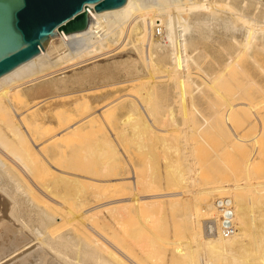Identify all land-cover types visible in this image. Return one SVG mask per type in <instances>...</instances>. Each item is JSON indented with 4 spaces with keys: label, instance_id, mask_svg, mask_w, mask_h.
Listing matches in <instances>:
<instances>
[{
    "label": "bare ground",
    "instance_id": "6f19581e",
    "mask_svg": "<svg viewBox=\"0 0 264 264\" xmlns=\"http://www.w3.org/2000/svg\"><path fill=\"white\" fill-rule=\"evenodd\" d=\"M213 26L229 38L207 69L198 58L208 57ZM125 47L132 59L97 63ZM113 67L135 73L104 92L97 84L56 92ZM135 87L141 98L128 116L170 90L171 126L153 141L112 132L104 119ZM206 131L219 135L218 147ZM262 131L264 0H126L96 12L86 29L49 37L0 76V264H264ZM133 135L142 136L140 155L128 157L118 141ZM220 198L233 231L208 235L203 224L217 218Z\"/></svg>",
    "mask_w": 264,
    "mask_h": 264
},
{
    "label": "water",
    "instance_id": "95a60500",
    "mask_svg": "<svg viewBox=\"0 0 264 264\" xmlns=\"http://www.w3.org/2000/svg\"><path fill=\"white\" fill-rule=\"evenodd\" d=\"M126 0H0V76L40 52L51 36L86 29L96 12Z\"/></svg>",
    "mask_w": 264,
    "mask_h": 264
},
{
    "label": "rangeland",
    "instance_id": "374dc122",
    "mask_svg": "<svg viewBox=\"0 0 264 264\" xmlns=\"http://www.w3.org/2000/svg\"><path fill=\"white\" fill-rule=\"evenodd\" d=\"M93 18L91 20H93ZM222 31H223L222 28H219L217 26H213L211 28V31H210L211 42H210L209 46L207 47L208 48V52H207L208 57L198 58L199 62L202 63L203 66L207 67V69L210 68L209 63L207 64V62H209V59L210 60L212 59V56H209V55L212 54L211 52H213V50H214L213 48H216L218 43L221 42L224 38H227V39L229 38V32H226V37L221 38ZM235 34L238 38L242 37L240 30L235 31ZM193 54L197 57V51L194 52ZM134 56H135V54L132 53L130 48L125 47L122 50H120L119 52H117L116 54L114 53L113 55L108 56L105 59L103 58L101 60H98L97 63H100L101 65L102 64L109 65L111 63V61L121 60L124 58H131L132 59V57H134ZM168 60L169 59L166 57L163 59V62L166 63ZM135 63L138 64L137 61H135ZM89 65H87V66H89ZM194 68H195V66L190 65L187 70L191 74L192 78L195 79V81L197 82L199 80V78H198L197 73L195 72ZM83 69H85V68H82V70ZM131 69H133V70H131ZM77 70L80 71L81 67H80V69L79 68L71 69L67 73L70 74V73L77 71ZM255 71L256 72H254L253 69L251 70V72H253L255 79L261 83L262 73L260 74L257 70H255ZM133 73H135L134 68H125V67L115 68V67H113V68H110L107 71H105L101 77H90V78H87L88 81L85 80L82 83L67 82L65 85H63V87H60L59 89H57L56 92L68 91V90H72V89H76V88H80V87H82V88L87 87V86L91 87V85L95 86L96 84L97 85H96V87L93 88V91L97 90V91L104 92V91L108 90L109 88L120 83L119 82L120 79H124L126 77H129ZM95 78H97V79H95ZM139 85L144 86L143 80H141L139 82ZM86 91H88V92L91 91V88H87V90H82V94L79 93L80 91L73 92L72 94H69L70 96L74 95L72 97L74 99H71L70 101L68 100L69 101L68 103H71V101L73 103H74V101L75 102L79 101L82 97H84V93ZM138 91H139V88L135 87L134 90L131 92V95H130V98H132V100H130V98H128V99H124L120 102H117L115 104V106H113L109 110V114L106 115L104 117V119L106 120L107 126H109V129H113L112 132L124 130V128L126 127V128L132 129L134 131V134H136L138 132H141V133L148 132L150 134L149 135L150 140L153 141V131L154 130H160V129H162V127L169 128L171 126L170 124H168V122H170L171 120L167 118V114H166V108H167L166 105H168L169 100H171V93L169 90L168 99H165L162 97L154 98L153 103H152V107H151L152 110H149L146 112L142 111L138 115L133 114L132 116H128L129 115L128 111L132 107L131 104L135 103V101L133 99L138 100L137 99L138 97L141 98L140 93ZM119 92H121V91H119ZM119 92H116V93L119 94ZM116 93H115V96L117 95ZM113 95H114V93L111 95V97H114ZM194 102L197 105L198 109L201 110L202 113L209 115L208 112H209L210 107H209L207 102H203L202 100H198V99H195ZM173 105H174V107H176V103L175 104L173 103ZM183 105L187 106L188 104L185 102V103H183ZM176 109H177V107H176ZM123 114H125V115L123 116ZM179 115H180V113H179ZM197 116H198V114L192 113L191 120H192L193 124L197 123L198 117H199V116L198 117ZM200 118H201V115H200ZM165 128H164V132H162V133H166L169 131V129H165ZM220 132H222V131H220ZM214 133H215L214 131H211V132L206 131L203 134V137L206 136V138L204 137L206 139V141L210 142L209 143L210 146L215 144V141L218 142L217 137L219 135L214 134ZM136 135H133V137L130 139L118 141V142H120L122 148L124 150H126L125 156L130 157V156H132V154L140 155L139 151L136 149L137 147H139V146H137L136 142L142 136L138 137L139 135L138 136H136ZM193 137H195V136H193ZM256 140H260L261 142L264 141V131H262L261 133H258V135L256 136ZM218 143L215 144L216 147L219 146ZM217 144H218V146H217ZM215 145H213L212 147H214ZM206 148L208 149L210 147H205V145L203 144V147L200 149H204L205 153H209L210 149L207 150ZM206 151H208V152H206ZM158 154L161 155V152L158 151ZM119 163H122V162H119Z\"/></svg>",
    "mask_w": 264,
    "mask_h": 264
},
{
    "label": "built area",
    "instance_id": "2783aa9c",
    "mask_svg": "<svg viewBox=\"0 0 264 264\" xmlns=\"http://www.w3.org/2000/svg\"><path fill=\"white\" fill-rule=\"evenodd\" d=\"M227 199L220 198L217 201L219 214L216 219H207L204 221L203 230L206 234L228 235L233 231V225L229 220L230 211L226 208Z\"/></svg>",
    "mask_w": 264,
    "mask_h": 264
}]
</instances>
